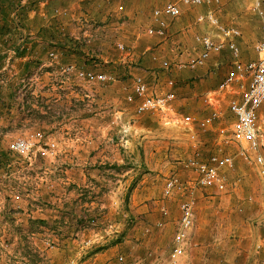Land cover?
Instances as JSON below:
<instances>
[{
  "label": "crops",
  "instance_id": "1",
  "mask_svg": "<svg viewBox=\"0 0 264 264\" xmlns=\"http://www.w3.org/2000/svg\"><path fill=\"white\" fill-rule=\"evenodd\" d=\"M113 1L20 0L10 6L9 0H0V30L3 26L12 30L7 34L0 31V264H69L72 260L90 264L98 247L86 251L84 240L94 239L96 244L117 240L111 230H104L103 235L84 224L104 208L126 209L114 190L120 192L128 180H115L114 184L109 166L120 168L126 162L122 147L128 148L130 140L128 145L119 143L122 125L130 126L135 131L132 137L140 140L143 121L124 124L132 121L129 107L135 113L127 102L132 89L80 84L75 77L61 73L65 65L88 62L90 53L83 43L106 45L113 29L98 24L109 22ZM24 9L28 11L22 14ZM135 32L132 26L124 33ZM21 46V55H15ZM222 66L213 57L196 72L176 69L174 80H189L187 84L161 90L176 95L175 106L190 110L209 107L206 96L218 89L227 74ZM159 79L158 87L164 83ZM99 105L105 106L104 116L98 113ZM227 114L232 117L229 111ZM259 117L264 132V105ZM19 139L31 142L32 158L12 150ZM52 144L58 149L45 152ZM140 209L143 207L135 211ZM149 215L150 221L157 216ZM154 226L156 232L148 243L159 245L172 223L159 213Z\"/></svg>",
  "mask_w": 264,
  "mask_h": 264
},
{
  "label": "rangeland",
  "instance_id": "2",
  "mask_svg": "<svg viewBox=\"0 0 264 264\" xmlns=\"http://www.w3.org/2000/svg\"><path fill=\"white\" fill-rule=\"evenodd\" d=\"M177 1H113L112 11L108 16L109 22H97L98 26L106 27L109 24V29H113L106 45L101 43L100 46H96L98 41L83 43L82 46H88L87 52L90 53L88 62L82 60L79 65H69L93 73H105L114 78L113 82L105 86L122 85L132 91L135 76L140 75L151 88V93L161 94L164 91L161 88L166 89L168 81L174 80L172 77L174 74L176 76V69L171 72L165 71L162 67L163 61L175 64L177 61L195 56L199 50L195 42L197 35L209 34L218 39L219 34L215 29L196 23V17L208 10L215 12L222 25L240 29L242 38L238 42L242 60L256 58L254 47L260 40L262 23L252 12L253 0H221L219 6L183 7L179 18L167 17L169 25L167 39L147 37L146 30L153 26V11L168 2ZM132 26L136 30L134 35L124 33L125 29ZM118 43H124L126 50H118ZM154 56L157 60H154ZM131 57H134L135 61H132ZM213 57L223 63L222 72L227 73L233 61L230 52L223 50ZM198 70L200 69H196L195 72ZM179 71L194 72L188 69ZM160 77L164 83L158 87ZM183 81H175L173 88L178 86L177 83L185 86L189 80ZM79 83L105 87L100 84ZM172 107V112H153L144 115L131 112L129 107L127 114L132 121L128 120L124 124L142 120L144 127L139 132L140 140L132 137L135 131L130 129V126L122 125L121 132L117 135L120 138L119 143L128 145L130 140L128 148L122 147V150L126 149L124 150L126 154L119 151L126 156V162L120 168L116 165L109 166L113 172L111 177L114 184L115 180H128L120 192L114 190L116 198L124 200L123 205L126 203L127 207L116 211H113L114 208L112 210L104 208L96 213L98 215L95 216L99 220L97 231L100 230L105 235L104 230L109 225H115L111 235L117 236V240L96 244L95 247L98 248L94 249L92 257H95L90 264H119L117 261L119 255L125 256L127 262L142 260L149 252L166 259L181 216L180 204L188 199L195 200V226L186 253L179 264H264V182L259 167L237 156L239 145L225 143V140L219 137V125L212 129H202L196 122L189 125L184 123L185 117L200 119L208 115L209 107L204 106L199 110L185 109L174 104ZM221 108L225 115L223 127L226 128L232 123L227 114L226 100ZM97 110L101 116L105 115L104 105L97 106ZM214 155L219 157L229 155L234 158V169H221L226 183L224 190L189 187L175 192L170 198L164 196L166 180L172 175L178 176L185 184L194 182V173L185 168L188 159L196 157L207 161ZM130 170L133 171L125 176L124 173ZM121 175H124V178L120 177ZM133 199L135 200L132 202ZM134 202L138 207L135 208ZM141 207L143 210L135 211ZM161 209H166V216ZM121 211L128 212L129 216L125 217ZM152 213L157 216L150 221L149 214ZM159 213L169 217L172 228L167 230L165 240L161 244L151 245L148 239L156 232L154 224L159 218ZM84 225L87 226L86 222ZM161 229L166 231V228ZM115 231H118V234H113Z\"/></svg>",
  "mask_w": 264,
  "mask_h": 264
},
{
  "label": "built area",
  "instance_id": "3",
  "mask_svg": "<svg viewBox=\"0 0 264 264\" xmlns=\"http://www.w3.org/2000/svg\"><path fill=\"white\" fill-rule=\"evenodd\" d=\"M221 0H178L177 2H168L163 7L153 11V26L149 27L145 34L147 37H157L167 39L169 36V25L167 17L177 19L182 15L183 7H202L219 6ZM122 9V8H121ZM252 12L261 20V37L254 47L256 58L244 61L242 60V51L239 40L242 38L240 29L228 27L221 24L213 10L199 14L196 17L198 25H207L216 30L218 39L209 34L195 36V42L198 46V53L190 57L186 62L171 63L163 61L162 67L165 71L173 69L188 68L196 70L202 68L212 58L213 55L220 54L223 50H228L232 56L230 68L226 77L214 93L206 96V104L210 108L208 115L196 119L191 116L184 118L186 125L197 123L202 129H212L219 125V137L225 140V143H234L239 145L237 156L247 163H253L259 167L261 178L264 182V132L262 131L259 111L264 105V0H253L251 5ZM118 50L125 51L124 43H118ZM20 50H24L21 46ZM17 49L14 51L16 55ZM55 58V54L50 55ZM154 60L157 58L154 56ZM65 76L75 77L80 82L88 84H100L105 86L114 81L112 76L105 73H93L78 69L74 65H66L61 69ZM168 87L175 86L174 80L168 81ZM151 88L141 76L135 77L133 82L132 94L128 95L127 102L134 105L135 112L138 115H144L153 112H172L175 94L171 91H164L161 94H153ZM227 101L228 111L231 113L232 123L223 127L225 115L221 108L222 103ZM230 131V133H229ZM12 150L27 158H32L33 148L30 141L23 139L17 140L12 145ZM56 150V145L52 144L45 152L52 153ZM234 158L231 156H211L207 161H202L196 157L188 159L185 168L195 175L192 184L183 183L178 176L168 177L165 184L164 196L170 198L175 192L180 190L217 188L222 191L226 188L225 179L222 176L221 169H234ZM195 200L188 199L180 204L181 216L175 232L171 250L166 259L149 252L142 260H132L127 262L123 255L117 257L119 264H179L180 259L185 255L189 238L195 226ZM166 209L162 212L167 215ZM87 226L92 229L99 227V220L96 217L86 221ZM85 226V225H84ZM109 225L105 231L112 230ZM157 226H162L159 223ZM96 246L94 239H86L82 242V248L93 249ZM264 263V262H263ZM69 264H81L79 260H72Z\"/></svg>",
  "mask_w": 264,
  "mask_h": 264
},
{
  "label": "trees",
  "instance_id": "4",
  "mask_svg": "<svg viewBox=\"0 0 264 264\" xmlns=\"http://www.w3.org/2000/svg\"><path fill=\"white\" fill-rule=\"evenodd\" d=\"M10 1V6H12V5H15V2L17 3V1H20V0H9ZM32 6V5H31ZM15 6H13V8H14ZM29 8H31L30 6H29ZM25 11H28V9H24V11L23 12H21L22 14H25L26 12ZM2 16H3V18H8V14H6V13H2ZM1 34H7V33H10L12 30L10 29V30H8L7 29V27L5 26H3L2 28H1ZM21 52H20V49L18 48L17 49V51H16V55L18 56V55H21L20 54Z\"/></svg>",
  "mask_w": 264,
  "mask_h": 264
}]
</instances>
